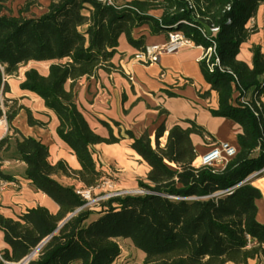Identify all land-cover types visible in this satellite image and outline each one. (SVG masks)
I'll use <instances>...</instances> for the list:
<instances>
[{"label":"trees","instance_id":"trees-1","mask_svg":"<svg viewBox=\"0 0 264 264\" xmlns=\"http://www.w3.org/2000/svg\"><path fill=\"white\" fill-rule=\"evenodd\" d=\"M11 1L0 0V117L6 114L11 124L18 112L14 107L5 109L6 77L30 61H50L47 75L30 68L20 86L40 96L57 115V132L80 163L75 171L79 180L95 187L106 175L98 167L95 144L130 138L131 148L150 166V183L140 181L146 193L116 195L101 202L98 217L88 221L95 211L74 186L54 177L59 170L68 172V166L63 161L52 163L49 146L42 140L22 135L17 153L26 164V177L59 210L52 213L37 206L17 218L0 212V230L9 245L1 251L0 264L19 263L48 236L27 264H116L122 253L121 238L143 252L142 264H248L251 258L264 264V223L257 218V201L263 195L248 179L259 171L264 176V54L255 45L251 66L237 58L242 43L257 30L248 23L264 0H115L113 4L51 0L39 16L25 13L40 0H24L17 14L9 12ZM157 8L162 10L160 17L151 14ZM203 24L218 30L205 35ZM143 25L154 35L182 31L205 52L215 44L216 53L201 59L205 79L219 97V107L211 113L242 128L238 152L224 168L195 166L198 154L191 135L210 133L193 120H187L189 127L176 124L168 129L164 145L161 139L167 129L162 124L154 146L147 132L140 137L131 130L115 135L104 120L109 135L97 134L79 110L75 83L96 76L100 69H118L112 60L122 35L133 47L144 48L145 36L134 34ZM28 116L30 124H43L30 111ZM9 146L6 136L0 151ZM13 180L0 164V184Z\"/></svg>","mask_w":264,"mask_h":264},{"label":"crops","instance_id":"crops-1","mask_svg":"<svg viewBox=\"0 0 264 264\" xmlns=\"http://www.w3.org/2000/svg\"><path fill=\"white\" fill-rule=\"evenodd\" d=\"M151 14L160 17L162 10H152ZM248 25L256 26L257 30L242 43L237 58L251 66L253 46H260L264 54V4L260 5L256 16ZM134 34L137 38L144 35L146 44L164 43L167 40L166 33L151 34L148 25L137 28ZM118 50L112 60L118 69H100L96 76L82 77L73 87L76 104L93 131L107 137L109 130L102 123L104 120L112 126L115 135L131 130L136 137H140L147 132L155 146L156 131L164 124L167 129L161 139L164 145L168 129L176 124L189 127V119L202 125L210 133L205 137L195 133L191 135L198 155L207 152L213 142H228L239 149L238 134L242 132L241 126L230 118L211 113V109L219 107V97L211 89L201 69V59L205 54L203 46H187L176 53L163 54L159 62L150 65L134 60L133 55L138 49L127 41L125 35L120 37ZM38 63L41 69L30 68H36L41 74L47 75L51 63ZM28 69L22 70L19 75L17 72L16 79L12 78L14 75L6 77L9 91L5 94V107H14L18 112L11 124L8 122V131L0 126V141L8 136L10 142L7 150L0 151L3 161L1 168L14 177L13 181L0 184V212L12 218L37 206L46 207L52 213L59 210V205L26 177V164L19 159L17 153V139L22 135L42 140L49 146L50 161H63L68 166V172L59 170L54 175L59 182L74 187L83 184L75 173L80 169L77 156L57 132L60 124L57 115L46 107L40 96L20 86ZM71 83L70 80L66 83L67 90L71 89ZM261 102L264 104V93ZM29 111L35 120L43 124H30ZM113 121L119 125H115ZM131 142L130 138H124L117 143H99L93 146L99 169L118 177L116 185L125 189L141 187L140 181L150 183L147 179L150 166L131 148ZM253 185L263 195L257 201V218L264 223V176H255ZM6 248L9 245L0 230V257L1 251ZM258 263V258H251L248 262Z\"/></svg>","mask_w":264,"mask_h":264},{"label":"built area","instance_id":"built-area-1","mask_svg":"<svg viewBox=\"0 0 264 264\" xmlns=\"http://www.w3.org/2000/svg\"><path fill=\"white\" fill-rule=\"evenodd\" d=\"M109 4H113L114 0H102ZM213 31L218 30V28H213ZM206 35V31L203 30ZM196 45L194 40L185 35L182 31L171 30L167 33V40L164 43H153L146 44L144 48L138 49L133 57L136 62H139L143 65H150L153 63L159 62L163 54H172L176 53L184 47ZM215 44L210 47L203 58L210 57L213 53H216ZM216 63L219 65V58H216ZM210 67H213L212 65ZM0 126L4 127L6 131L9 130L8 119L6 114H3L0 117ZM209 140L210 138L207 137ZM238 148L235 145H232L228 142H213L207 152L204 154L198 155L195 162L196 167H211L214 169H222L227 163L237 154ZM0 164H3V161L0 159ZM264 170V169H263ZM261 172V171H259ZM106 183V182H105ZM108 183V182H107ZM93 187H87L84 184H80L75 187V191L79 194L84 200H86V206L93 201ZM139 191V190H137ZM141 194L148 192L147 190L140 191ZM122 191L115 193L116 195H121ZM109 195L106 198H110ZM103 197H98L97 200H101ZM28 261L25 263L27 264Z\"/></svg>","mask_w":264,"mask_h":264},{"label":"rangeland","instance_id":"rangeland-1","mask_svg":"<svg viewBox=\"0 0 264 264\" xmlns=\"http://www.w3.org/2000/svg\"><path fill=\"white\" fill-rule=\"evenodd\" d=\"M115 1V0H114ZM117 2H122L125 0H116ZM51 0H47V2L42 3L40 1V4L37 5L36 7L32 8L30 12L25 13L26 16H39L43 14L47 10V6L50 4ZM24 0H12L9 2V12L17 14L19 8L23 5ZM159 9V8H157ZM156 10V9H154ZM39 61H30L26 65H22L18 71L21 72L24 69H28L30 67H37L41 69L40 64L38 63ZM50 61H46L44 65L50 64ZM17 74H14V77L16 79ZM6 105V101L4 102ZM7 109V108H5ZM106 175L101 179V181L93 187V201H91L90 204L87 205V207L91 208L94 213H92L89 217L88 221L94 220L98 217V212L101 209V202L105 201L106 197L109 195L111 197L116 196L115 193L122 191L121 195H126V194H141L140 191L146 190L142 187L138 188H120L116 184L118 182V177L113 175L112 173H105ZM106 182V183H105ZM108 182V183H107ZM139 190V191H137ZM120 195V194H119ZM98 197H103L101 200H97ZM118 242L120 244L122 253L120 258L117 260L116 264H142L144 260V254L140 249H137L133 243L128 240V239H118ZM37 254V253H36ZM13 264H18V263H13Z\"/></svg>","mask_w":264,"mask_h":264},{"label":"water","instance_id":"water-1","mask_svg":"<svg viewBox=\"0 0 264 264\" xmlns=\"http://www.w3.org/2000/svg\"><path fill=\"white\" fill-rule=\"evenodd\" d=\"M204 28L206 30V32L211 35L213 33L212 28L208 25V24H203ZM258 174H260V172H256L254 173L252 176H250L248 179L249 180H253V178L255 176H257ZM72 216V214L68 215L61 223L60 226H62L70 217ZM51 236L46 237L43 241H41V243L37 246V248L27 257H25L24 259H22L18 264H25L27 261H29L33 254L37 253L45 244L46 242L50 239Z\"/></svg>","mask_w":264,"mask_h":264},{"label":"bare ground","instance_id":"bare-ground-1","mask_svg":"<svg viewBox=\"0 0 264 264\" xmlns=\"http://www.w3.org/2000/svg\"><path fill=\"white\" fill-rule=\"evenodd\" d=\"M36 255V253L35 254H33V256L32 257H34Z\"/></svg>","mask_w":264,"mask_h":264}]
</instances>
